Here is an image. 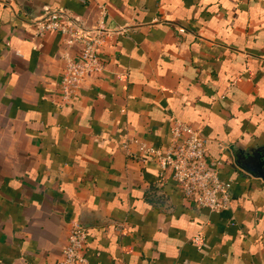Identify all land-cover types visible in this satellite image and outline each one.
<instances>
[{"label":"crops","instance_id":"obj_1","mask_svg":"<svg viewBox=\"0 0 264 264\" xmlns=\"http://www.w3.org/2000/svg\"><path fill=\"white\" fill-rule=\"evenodd\" d=\"M45 8L109 32L67 104L81 50L35 36ZM171 119L200 127L227 210L126 153L167 149ZM263 153L264 0H0V264H59L75 224L86 264H264V182L241 164Z\"/></svg>","mask_w":264,"mask_h":264},{"label":"built area","instance_id":"obj_2","mask_svg":"<svg viewBox=\"0 0 264 264\" xmlns=\"http://www.w3.org/2000/svg\"><path fill=\"white\" fill-rule=\"evenodd\" d=\"M106 13L104 6L101 8L102 17ZM32 24L36 37L45 38L47 34L55 33L60 35L66 50H81L77 57L68 54L63 57L65 67L60 90L62 103L67 104L76 97L87 77L104 71L100 53L109 32L103 22L98 29L88 28L68 12L49 8ZM131 143L137 146V152L130 150ZM124 148L131 158L144 163L155 161L163 173L169 171L182 194L193 199L200 208L220 213L230 207L229 186L219 175L221 163L208 155L200 127L171 119V143L167 149L161 151L138 141H131ZM199 242L200 237L196 236L193 243ZM86 243V230L75 224L59 264H86Z\"/></svg>","mask_w":264,"mask_h":264},{"label":"water","instance_id":"obj_3","mask_svg":"<svg viewBox=\"0 0 264 264\" xmlns=\"http://www.w3.org/2000/svg\"><path fill=\"white\" fill-rule=\"evenodd\" d=\"M48 9L45 8L44 11ZM42 13V14H43ZM242 166L251 176L259 178L264 182V153L259 156H248L243 159L241 162Z\"/></svg>","mask_w":264,"mask_h":264}]
</instances>
